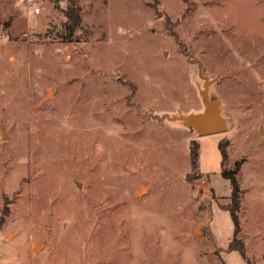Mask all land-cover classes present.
I'll list each match as a JSON object with an SVG mask.
<instances>
[{"label":"rangeland","instance_id":"rangeland-1","mask_svg":"<svg viewBox=\"0 0 264 264\" xmlns=\"http://www.w3.org/2000/svg\"><path fill=\"white\" fill-rule=\"evenodd\" d=\"M221 146L264 264V0H0V264H225Z\"/></svg>","mask_w":264,"mask_h":264},{"label":"water","instance_id":"water-1","mask_svg":"<svg viewBox=\"0 0 264 264\" xmlns=\"http://www.w3.org/2000/svg\"><path fill=\"white\" fill-rule=\"evenodd\" d=\"M157 11V5H153ZM199 76L204 81L203 88L200 89V95L204 99L205 108L200 113L188 115H164L163 118L169 121H182L185 125L198 132L200 136L219 134L227 130V122L221 114V109L217 100L211 99L209 94L210 86L216 81L210 80L203 74L202 64L197 60Z\"/></svg>","mask_w":264,"mask_h":264},{"label":"crops","instance_id":"crops-1","mask_svg":"<svg viewBox=\"0 0 264 264\" xmlns=\"http://www.w3.org/2000/svg\"><path fill=\"white\" fill-rule=\"evenodd\" d=\"M213 214L214 219L210 225L211 235L215 242L214 249L220 254L221 260L225 264H249L239 251L229 250L235 237V224L230 212L223 208H214Z\"/></svg>","mask_w":264,"mask_h":264},{"label":"trees","instance_id":"trees-1","mask_svg":"<svg viewBox=\"0 0 264 264\" xmlns=\"http://www.w3.org/2000/svg\"><path fill=\"white\" fill-rule=\"evenodd\" d=\"M65 14L68 18V24L69 27L73 30L78 28L80 26V15L78 9L75 7H69L66 11ZM221 154H222V166H223V172L222 175L230 180L231 182V196L229 198L230 204L225 207L227 211L230 212L233 222L235 224V238L233 242L231 243L229 250L230 251H239V253L243 256L244 259L247 260L246 252L244 245L241 243L240 244V239L237 238L238 233H239V223H240V218L239 214L241 211V206H242V197H241V192H240V186L238 183V180L236 178V173L235 172H228L225 168V163L228 159L226 150L221 146L220 147ZM248 261V260H247Z\"/></svg>","mask_w":264,"mask_h":264},{"label":"built area","instance_id":"built-area-1","mask_svg":"<svg viewBox=\"0 0 264 264\" xmlns=\"http://www.w3.org/2000/svg\"><path fill=\"white\" fill-rule=\"evenodd\" d=\"M37 11L39 12V9H37Z\"/></svg>","mask_w":264,"mask_h":264}]
</instances>
